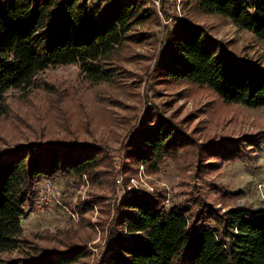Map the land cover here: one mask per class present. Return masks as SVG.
<instances>
[{
  "label": "trees",
  "instance_id": "trees-1",
  "mask_svg": "<svg viewBox=\"0 0 264 264\" xmlns=\"http://www.w3.org/2000/svg\"><path fill=\"white\" fill-rule=\"evenodd\" d=\"M153 3L0 0V100L8 88L29 85L49 65L78 63L83 77L94 83L119 79L126 71L118 60L121 50L149 35L137 25L158 18ZM179 3L220 14L264 38V0ZM168 26L153 73L206 86L228 103L264 107V65L237 55L188 16L175 15ZM263 143L264 129L199 141L182 120L149 105L122 146L123 180L126 186L139 166L155 173L165 160L178 166V158L189 154L193 170L202 175L221 167L222 161L245 160ZM116 174L105 145L94 141L57 137L0 146V264H90L87 240L77 229L41 242L23 232L20 217L42 177L85 176L92 187L108 186L113 192ZM151 187L128 189L113 201L88 189L69 204L80 224L92 225L85 214L93 206L105 214L95 220L101 240L95 243L99 254L91 264H264V205H227L224 199L239 191L217 186L219 207L195 184L182 200L164 204V187Z\"/></svg>",
  "mask_w": 264,
  "mask_h": 264
},
{
  "label": "rangeland",
  "instance_id": "rangeland-1",
  "mask_svg": "<svg viewBox=\"0 0 264 264\" xmlns=\"http://www.w3.org/2000/svg\"><path fill=\"white\" fill-rule=\"evenodd\" d=\"M153 4L158 10V18L136 27L149 31V35L138 42L128 43L118 56L126 70L119 79L94 83L83 77L78 63L49 65L39 71L29 85L8 88L0 100V146L31 139L45 141L66 137L103 144L112 156L117 169L113 192L108 186L92 187L85 176L80 180L42 177L48 179L53 187L47 208L39 212L33 208L32 201L21 218L23 232L41 242L77 229L78 236L87 240L90 264L99 254L95 243L101 240L95 220L105 214L93 206L85 214L92 225L80 224L81 218L69 205H73L78 197H83L88 189L107 194L113 201L130 187L151 189V185L155 184L164 187L167 197L163 202L167 204L174 198L182 200L189 186L195 184L217 206L222 207L216 191L217 186H222L239 191L237 196L224 199L227 205H264V187L259 186L264 182V143L245 160L222 161L221 167L216 166V169L202 175L193 170L190 154L179 157L178 166L169 159L165 160L155 173H146L139 166L137 176L131 174L133 176L125 186L122 146L149 105L161 109L164 115L174 120H182L184 127L199 141L208 138L217 141L264 129V107L228 103L206 86L163 79L152 70L166 29L175 15H185L203 24L237 55L261 65H264V38L220 14L203 13L188 5V9L181 8L179 0H154Z\"/></svg>",
  "mask_w": 264,
  "mask_h": 264
},
{
  "label": "built area",
  "instance_id": "built-area-1",
  "mask_svg": "<svg viewBox=\"0 0 264 264\" xmlns=\"http://www.w3.org/2000/svg\"><path fill=\"white\" fill-rule=\"evenodd\" d=\"M155 2H157V1H155ZM259 186L261 188H263L264 182L260 183ZM130 188H128V189H130ZM52 192H53V187L50 184V182L48 181V179H41L39 181V187H38L37 194H36L35 198L33 199V208H35L39 212H43L47 208V204H48L49 199H50L49 195ZM25 214H26V210H25ZM25 214L20 217V222H21V218L24 217Z\"/></svg>",
  "mask_w": 264,
  "mask_h": 264
}]
</instances>
